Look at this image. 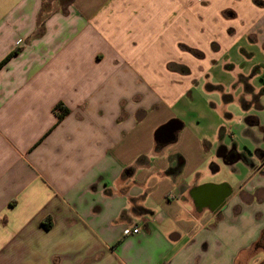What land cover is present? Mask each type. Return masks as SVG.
Segmentation results:
<instances>
[{
    "label": "crops",
    "instance_id": "1",
    "mask_svg": "<svg viewBox=\"0 0 264 264\" xmlns=\"http://www.w3.org/2000/svg\"><path fill=\"white\" fill-rule=\"evenodd\" d=\"M245 38L264 0H0V264H264L262 85L230 131L183 104Z\"/></svg>",
    "mask_w": 264,
    "mask_h": 264
},
{
    "label": "rangeland",
    "instance_id": "2",
    "mask_svg": "<svg viewBox=\"0 0 264 264\" xmlns=\"http://www.w3.org/2000/svg\"><path fill=\"white\" fill-rule=\"evenodd\" d=\"M229 40L228 38L227 41ZM208 48L212 50L211 46ZM185 50L192 52L190 49ZM212 53L215 54L213 55L215 57L211 58V60L209 59L208 62L201 60L207 70L198 79L191 96H188L183 103H189L196 109L195 113L188 111L186 119L200 118L202 128H209L212 124L213 131L221 127H225L230 131L232 128L235 129L236 119L240 114H243L244 99L253 98L249 94L244 96L243 85L238 88L235 87L241 77H248L255 73L256 75L253 77L254 86L262 85L260 88L264 92V49L258 43L251 42L249 38H245L239 41L232 50L229 47L224 53L219 51H213ZM229 67L230 69H228ZM260 68L262 70L261 74L255 72L257 69L260 70ZM211 86L216 87L217 90L210 91L209 88ZM234 88L236 89L235 93H233ZM233 96L234 100L232 101L231 97ZM262 100L264 102V94ZM259 114L261 116L259 127L264 128V110L259 111ZM236 141L238 145L242 146L243 150L238 168L241 170L243 168L248 169L254 163L253 160L255 158L258 160L257 149H260L262 154V152L264 153V147L260 148L251 139H249V143L239 138ZM230 142L231 139L229 137L227 138V143ZM248 144L252 145V148H249ZM218 165L223 168L219 179L230 177V183L236 180V175L231 167L229 169L223 161L219 162Z\"/></svg>",
    "mask_w": 264,
    "mask_h": 264
},
{
    "label": "trees",
    "instance_id": "3",
    "mask_svg": "<svg viewBox=\"0 0 264 264\" xmlns=\"http://www.w3.org/2000/svg\"><path fill=\"white\" fill-rule=\"evenodd\" d=\"M17 54V51H14L13 53L9 54L1 63H0V69L14 56ZM55 113L58 117V121L60 122L68 113L69 110L62 106V105H57L55 107Z\"/></svg>",
    "mask_w": 264,
    "mask_h": 264
},
{
    "label": "water",
    "instance_id": "4",
    "mask_svg": "<svg viewBox=\"0 0 264 264\" xmlns=\"http://www.w3.org/2000/svg\"><path fill=\"white\" fill-rule=\"evenodd\" d=\"M176 131V128L173 126L172 123H168L161 127L159 131L157 132V139L158 140H166V139H172L174 136V133Z\"/></svg>",
    "mask_w": 264,
    "mask_h": 264
},
{
    "label": "built area",
    "instance_id": "5",
    "mask_svg": "<svg viewBox=\"0 0 264 264\" xmlns=\"http://www.w3.org/2000/svg\"><path fill=\"white\" fill-rule=\"evenodd\" d=\"M139 232H140V229L137 226L133 228L130 227L126 230V234L128 235L138 234Z\"/></svg>",
    "mask_w": 264,
    "mask_h": 264
}]
</instances>
